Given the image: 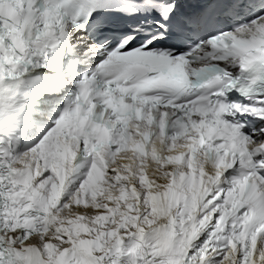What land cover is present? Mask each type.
I'll return each mask as SVG.
<instances>
[{"label": "snow or ice", "instance_id": "snow-or-ice-1", "mask_svg": "<svg viewBox=\"0 0 264 264\" xmlns=\"http://www.w3.org/2000/svg\"><path fill=\"white\" fill-rule=\"evenodd\" d=\"M0 264H264V0H0Z\"/></svg>", "mask_w": 264, "mask_h": 264}]
</instances>
